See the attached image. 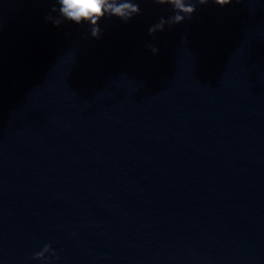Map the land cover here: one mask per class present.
Segmentation results:
<instances>
[{"label":"water","instance_id":"obj_1","mask_svg":"<svg viewBox=\"0 0 264 264\" xmlns=\"http://www.w3.org/2000/svg\"><path fill=\"white\" fill-rule=\"evenodd\" d=\"M137 2L0 0V264H264V0Z\"/></svg>","mask_w":264,"mask_h":264},{"label":"clouds","instance_id":"obj_2","mask_svg":"<svg viewBox=\"0 0 264 264\" xmlns=\"http://www.w3.org/2000/svg\"><path fill=\"white\" fill-rule=\"evenodd\" d=\"M157 5H170L173 14L169 17L161 16L159 22L152 25L148 32L150 35L157 31H163L165 26H172L191 19L199 5H206L209 0H153ZM213 3L223 7L232 3V0H212ZM52 12L57 16L49 14L46 20L60 26L64 21H71L78 25L88 24L93 37L99 38L101 28L99 22L104 17H117L123 21H128L141 13V8L137 0H55ZM153 54L159 49L151 44L147 45ZM50 254V255H46ZM34 259H39L42 264H52L51 258L59 259L55 249L50 243L45 244L42 250L33 254Z\"/></svg>","mask_w":264,"mask_h":264}]
</instances>
